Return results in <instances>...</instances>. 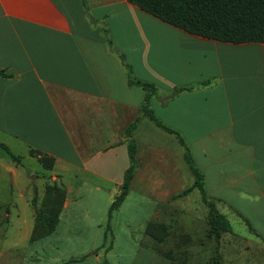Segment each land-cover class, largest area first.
I'll return each instance as SVG.
<instances>
[{"label": "crops", "instance_id": "obj_1", "mask_svg": "<svg viewBox=\"0 0 264 264\" xmlns=\"http://www.w3.org/2000/svg\"><path fill=\"white\" fill-rule=\"evenodd\" d=\"M130 79L155 86L149 108L189 148L207 199L264 253V43L196 36L128 0H0V143L54 159L61 216L76 203L71 217L87 218L102 185L120 191L130 140L131 189L180 183L185 147L142 114ZM71 176L94 178L74 201Z\"/></svg>", "mask_w": 264, "mask_h": 264}, {"label": "rangeland", "instance_id": "obj_2", "mask_svg": "<svg viewBox=\"0 0 264 264\" xmlns=\"http://www.w3.org/2000/svg\"><path fill=\"white\" fill-rule=\"evenodd\" d=\"M17 152L19 163L0 147V264H215L216 258L217 264H264V253L253 251L232 231H221L216 240L199 190L174 198L194 181L182 160L178 164L185 173L180 183L160 191H152L149 183L135 184L111 218L109 208L120 191L102 185L105 193L87 209V218L71 217L74 203L51 235L33 242L36 210L43 209L45 189L57 180L28 151ZM70 180L71 201L81 193V181L94 184L90 177ZM212 202L221 214L217 202ZM149 222L158 224V238L146 233ZM233 229H237L234 223Z\"/></svg>", "mask_w": 264, "mask_h": 264}, {"label": "trees", "instance_id": "obj_3", "mask_svg": "<svg viewBox=\"0 0 264 264\" xmlns=\"http://www.w3.org/2000/svg\"><path fill=\"white\" fill-rule=\"evenodd\" d=\"M128 2L163 22L196 36L233 44L264 43V0H128ZM129 83L141 86L146 92L145 103L141 110L142 114L170 134H175L179 142L185 147V160L195 181L191 188L175 198L186 196L194 189L199 190L203 202L209 208L208 219L211 230L216 240H218L221 231H231L230 223L223 214L217 213L215 204L207 199L203 186V176L195 167L190 150L183 139L172 129L163 126L150 110L149 102L152 96L156 94L155 86L131 79ZM180 90H177L174 94ZM136 124L137 121L127 129L126 134L128 137L135 129ZM0 147L12 156L14 162H20L21 158L13 155L5 144L0 143ZM128 149L130 166L125 172L120 193L109 208V218H111L112 212L124 202L136 170L137 146L134 140L129 141ZM31 156L39 159L45 170L51 171L53 169L54 159L52 157L35 150L31 151ZM65 200L66 190L63 186L54 182L46 187L43 209L36 210L35 227L31 235V241L34 242L47 237L56 230ZM156 227H158V224L149 222L146 233L151 237L158 238ZM159 238L162 240L161 236ZM217 263L218 259L216 258L215 264Z\"/></svg>", "mask_w": 264, "mask_h": 264}]
</instances>
